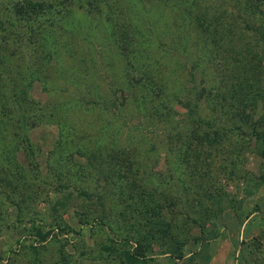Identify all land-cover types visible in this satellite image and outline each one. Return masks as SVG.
<instances>
[{
	"label": "rangeland",
	"instance_id": "obj_1",
	"mask_svg": "<svg viewBox=\"0 0 264 264\" xmlns=\"http://www.w3.org/2000/svg\"><path fill=\"white\" fill-rule=\"evenodd\" d=\"M188 1L0 0V264H264V17Z\"/></svg>",
	"mask_w": 264,
	"mask_h": 264
},
{
	"label": "trees",
	"instance_id": "obj_2",
	"mask_svg": "<svg viewBox=\"0 0 264 264\" xmlns=\"http://www.w3.org/2000/svg\"><path fill=\"white\" fill-rule=\"evenodd\" d=\"M261 1H263V0H261ZM242 2L244 3H247L248 4V6L249 7H251L252 8V18H253V21H252V25L254 26V25H258V26H260L261 25V21H262V17H264V9H262L261 8V4H263V6H264V2L262 3V2H260V0H242ZM257 2H259V4L257 5ZM194 4L196 5V2H195V0L193 1V0H190V1H188L187 2V4L184 6V8H185V11H186V15L185 16H183V19H184V24H186V27H187V29L189 30L190 28H191V26H192V24H193V22H194V20L192 19V17H191V14H190V11L193 9L192 7H194ZM10 5H12V9H14V10H17V8L18 9H24L25 7H27V6H24L23 4H20L19 2H12V3H10ZM40 4L39 3H35V6H39ZM218 11V14L217 15H215V13ZM209 14H211L212 16H218L219 17V19H221V17L222 16H224V13L223 12H221L220 11V9H217V8H215V9H212V10H210L209 11ZM211 16V17H212ZM199 17H201V18H198L197 19V24L201 27V28H203V29H206V27H205V25H208V24H211L213 21H211V20H207V18L206 17H204L203 16V14L202 15H200ZM219 24V23H218ZM222 24H223V26H225L224 25V21H223V19H222ZM232 24V23H231ZM218 26H221V25H218ZM217 28V26L215 27V29ZM187 30V31H188ZM256 31H258V32H260L259 31V29L257 28L256 29ZM16 35H17V33H16ZM263 36V35H262ZM148 38V36L146 35L145 36V38L143 39V42H140V43H142V44H145L147 47H149V43H150V47H151V40H149V39H147ZM186 34L184 33V34H182V36H181V38L183 39V40H185L186 39ZM21 41V40H20ZM22 42V41H21ZM23 42H24V40H23ZM158 44H162V43H158ZM158 44H155V47H159V45ZM176 45V44H175ZM179 46L178 47H175L174 48V51L176 52L177 50H179ZM16 49H18V47H16ZM166 51V50H165ZM164 51V52H165ZM49 53L52 55V53H51V50H49ZM164 54V53H163ZM27 55H29L30 56V53H28ZM161 55H162V53H161ZM138 72H141V75H139V76H142V75H144L145 74V71H144V69H142V68H138ZM155 73H153L152 75H149L150 77H152V80H156V79H159V77H155ZM159 76H160V74H158ZM154 77V78H153ZM145 80H149V79H145ZM144 79H143V81H145ZM143 81H141L140 83H139V81L138 80H134V82H133V84H135L137 87H139V85H141L142 84V82ZM152 83H153V81H152ZM155 83H156V85H154L153 87H149V88H147V91L149 90V92H153L154 94L156 93V91L159 89V88H161V87H163V85L164 84H166V81H162V80H156L155 81ZM167 86V85H166ZM25 92V91H24ZM200 97V94H196V101L197 100H199L198 98ZM18 101H21V102H23V101H28L29 99H28V97H27V95H24L23 97H21L20 98V100L19 99H17ZM106 106L108 105V103L105 101V103H104ZM23 108H24V111H22L21 109H20V120H19V122H20V124H19V129L21 130V133L19 132L18 133V136L17 135H15L16 137H23L22 138V140H23V142H24V146H30V147H32V142L33 141H31V140H29V138H28V136L27 135H24L23 134V132L24 131H26L27 129H26V127H25V124L27 123V121H34V120H38V116L37 115H35V114H33V115H29V113L26 111V107H24L23 106ZM145 113V112H144ZM164 112L163 111H160V112H157L156 114H158V116H163L164 114H163ZM152 114V116H153V113H151ZM145 115V114H144ZM151 116V117H152ZM189 120H191L192 121V119H189ZM199 121L197 122V123H200L202 126H208L209 124H208V120L207 119H200V117H199V119H198ZM150 126V125H149ZM154 126V125H153ZM210 126V125H209ZM240 128V127H239ZM176 129H178L176 126H174V127H172V130H176ZM191 133H195L196 131L195 130H197V131H199L200 129H199V127H197L196 126V129H193L192 127H191ZM214 132H216V134H215V136L214 137H219L220 136V133H224V130H229V129H223V128H221V127H216V128H214V129H212ZM30 131V130H29ZM221 131V132H220ZM180 132V133H179ZM201 132V131H200ZM178 133H179V135H178ZM170 134V136L171 137H173V135H174V137H180V136H182L181 135V131L180 130H178L176 133H175V131L173 132V134L172 133H169ZM189 136H193L192 138H190V139H192V140H194L195 139V134H190ZM32 143V144H31ZM28 146V147H29ZM78 153H84V152H80V151H78ZM121 159H116V158H113L112 157V166L110 167V168H112L113 169V171H114V174H112L111 176H109V177H107V178H105L104 180L105 181H107V183L108 184H112V185H119V184H121V182H126L127 181V179L129 178V177H139V174H137V173H135V170H134V168L132 167L133 166V164H134V162H133V160H132V158L131 157H120ZM61 166V165H60ZM140 169H141V167H138V169H137V171H140ZM144 170V172H147V168H144L143 169ZM198 170V169H197ZM143 178H145V180L147 179V176H144ZM124 185V184H123ZM122 185V186H123ZM141 189H142V187H141ZM142 192H144L145 194H147L146 192H145V190L144 191H142ZM82 195H85L86 193H81ZM88 196V195H87ZM129 196H130V198H132V195H130L129 194ZM142 213H145V214H147L148 213V211L147 210H142ZM93 219H94V221L95 220H97V222L96 223H100L102 226H104V225H106L107 226V228L108 229H110V231L112 232H116V229L113 227V225H111V222H108V221H106V220H103V216L101 215L100 217H97V216H93ZM92 218H91V220H93ZM149 220V219H148ZM81 223H83V224H89L90 223V219H89V217L88 218H84L82 221H81ZM167 225H169V223H167ZM141 226H143V225H138L137 226V228H136V234L137 233H139V232H142L144 229H141ZM53 228H55V227H53ZM61 228H64V230L65 231H67L66 229H65V226L64 227H61ZM160 229H158L157 231H159ZM162 230V229H161ZM50 231H52V230H50ZM153 232H156V231H151V230H147V232L146 231H144V233L142 232V237L143 236H146V234H154ZM43 234V233H42ZM141 237V239H136V240H138V242H139V240H144V237L142 238ZM125 240H127V241H130L131 240V237H125L124 238ZM177 247H179V246H177ZM176 247V249L173 251V253L174 252H176V251H178V253H181V249L180 248H177ZM131 253H128V255H130ZM178 257H180V256H178Z\"/></svg>",
	"mask_w": 264,
	"mask_h": 264
}]
</instances>
